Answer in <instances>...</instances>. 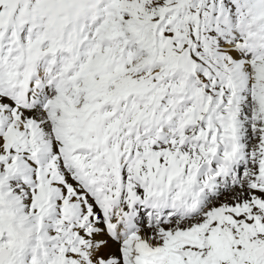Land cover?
I'll use <instances>...</instances> for the list:
<instances>
[{
	"label": "snow or ice",
	"instance_id": "obj_1",
	"mask_svg": "<svg viewBox=\"0 0 264 264\" xmlns=\"http://www.w3.org/2000/svg\"><path fill=\"white\" fill-rule=\"evenodd\" d=\"M0 264H264V0H0Z\"/></svg>",
	"mask_w": 264,
	"mask_h": 264
}]
</instances>
